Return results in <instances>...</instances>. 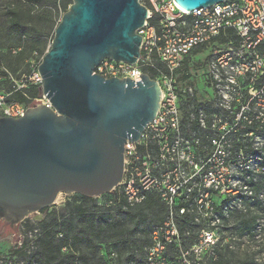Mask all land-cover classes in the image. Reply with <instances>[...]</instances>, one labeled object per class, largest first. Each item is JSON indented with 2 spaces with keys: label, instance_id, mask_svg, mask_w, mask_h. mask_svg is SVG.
Instances as JSON below:
<instances>
[{
  "label": "built area",
  "instance_id": "2783aa9c",
  "mask_svg": "<svg viewBox=\"0 0 264 264\" xmlns=\"http://www.w3.org/2000/svg\"><path fill=\"white\" fill-rule=\"evenodd\" d=\"M139 2L148 12L137 31L140 57L132 65L103 60L92 74L135 83L147 74L161 90L154 120L124 146L118 188L131 207L153 194L165 208L142 264H215L225 222L248 203H264V0H223L193 12L175 0ZM40 63L18 81L0 61V81L6 74L18 90L40 87L28 106L1 95L0 118L51 108ZM204 65L200 85L196 70Z\"/></svg>",
  "mask_w": 264,
  "mask_h": 264
},
{
  "label": "water",
  "instance_id": "95a60500",
  "mask_svg": "<svg viewBox=\"0 0 264 264\" xmlns=\"http://www.w3.org/2000/svg\"><path fill=\"white\" fill-rule=\"evenodd\" d=\"M38 71L51 108L0 118V221L12 227L60 194L97 198L124 177V146L154 120L161 90L149 75H92L103 60L135 64L148 12L139 0H72ZM188 12L223 0H175Z\"/></svg>",
  "mask_w": 264,
  "mask_h": 264
},
{
  "label": "rangeland",
  "instance_id": "374dc122",
  "mask_svg": "<svg viewBox=\"0 0 264 264\" xmlns=\"http://www.w3.org/2000/svg\"><path fill=\"white\" fill-rule=\"evenodd\" d=\"M72 4V0H0V61L5 69L18 77L27 72L33 62L40 63L51 49L55 30ZM13 13L26 31L23 37L12 28V19L15 18ZM18 50L21 51L19 56L12 53ZM201 54V59L206 60L209 52ZM204 70L205 65L196 70L199 75L196 83L200 85ZM8 92L7 85L0 81V96ZM116 191L120 192V189L117 187L115 192L89 202L81 201L76 194H60L54 205L31 215L16 226L0 221V264H29L34 255L42 260V226H50L49 230L54 232L65 229L52 235L55 247L67 236V228H73L68 236L71 248H63L59 254L55 252V263L138 264L139 259L145 257L150 244L151 228L160 222L155 217L163 213L155 207V217L150 215L146 224L135 229L125 215L117 213L114 202ZM260 192L264 194V189L260 188ZM260 202L248 203L243 214L236 213L225 222L224 246L218 252L219 264H264V204ZM79 205L94 215L111 214L116 219L126 221L125 229H134V246L128 248L121 243L120 235H114L116 230L107 229L104 233L94 231L86 220H75L70 226L74 210ZM133 211L137 212L138 209L133 207ZM257 219L261 224L260 229L257 228ZM249 220H255L253 235H241V224ZM133 254L136 260H130Z\"/></svg>",
  "mask_w": 264,
  "mask_h": 264
},
{
  "label": "trees",
  "instance_id": "16d2710c",
  "mask_svg": "<svg viewBox=\"0 0 264 264\" xmlns=\"http://www.w3.org/2000/svg\"><path fill=\"white\" fill-rule=\"evenodd\" d=\"M13 14L15 18L12 19V23H11L12 28L15 32L18 33L20 37H23L26 35V31L25 29H23L20 22L17 20L15 13ZM20 50L17 56L21 54ZM187 69L188 67L186 66V69H185L186 72L184 73V79L189 84H192V82L190 81V75H186ZM15 79L18 81H21L22 76L19 75L18 77H15ZM3 82L5 85H7V89L9 91L8 93H10V96L6 100L8 103L17 102L24 106H28L30 102H32L34 99H37L40 95V87L38 85H29L26 88L18 90V86L12 83L6 74H3ZM78 196L81 199V201L89 202V201L94 200V198L84 197L81 195H78ZM114 202L116 204L117 213L121 215L122 214L125 215L128 218V220H130L133 223L135 229L139 228V226L142 224H146L147 221L151 218L150 215L155 217V215L153 214L155 207L156 208L158 207V209H160L161 214L163 213L160 217H155L156 218L155 220L160 221L158 224L164 221L165 208L163 204L160 202V200L153 194L147 195V198L141 205L134 206L138 209L137 212L133 211V207H131L128 204L126 197L123 195L121 191L120 192L116 191ZM256 203H261V202L258 201ZM75 220L88 221V223L91 224V228L94 231L100 232V233H104L107 229L116 230L114 231V235L115 236L120 235L119 239L121 243L125 244V246H127L128 248H132L134 246L133 241H132V237L134 235V229L130 231L128 229H125L126 221H121L120 219H116L111 214L94 215L93 213H90V211L84 209L82 206L79 205L74 210L72 219L70 220V226L74 224ZM255 226H256L255 220L243 221V223L241 224L239 228L240 234L241 235H244V234L253 235L254 230L256 229ZM42 228H43L42 229L43 235H42V238L40 239V245L42 248L44 258L42 260H38L36 258V255H34L32 256V259L29 261V264H62L60 262L55 263V258L53 257V254L55 252L59 254L63 248H66V247L71 248V244L68 243L69 242L68 236L72 233L73 228L71 227L67 228L66 230L67 236L65 237L64 240L60 241V244L57 247L54 246V238L52 237V235L55 233L61 232V231H65V229H61V231L54 232L52 229L49 230L50 226H42ZM150 234H151V231H150ZM174 254L177 255L178 253L174 252ZM130 260H136L134 254L131 256ZM143 260L144 258L139 259L138 264H142ZM215 264H219V262L217 261Z\"/></svg>",
  "mask_w": 264,
  "mask_h": 264
}]
</instances>
